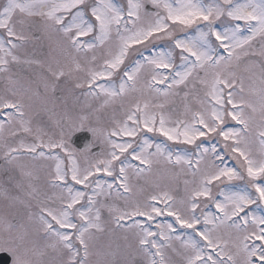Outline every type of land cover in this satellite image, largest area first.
Instances as JSON below:
<instances>
[{"label":"snow or ice","instance_id":"snow-or-ice-1","mask_svg":"<svg viewBox=\"0 0 264 264\" xmlns=\"http://www.w3.org/2000/svg\"><path fill=\"white\" fill-rule=\"evenodd\" d=\"M42 37L58 55L26 52ZM0 80L11 264H264V0H2Z\"/></svg>","mask_w":264,"mask_h":264},{"label":"rangeland","instance_id":"rangeland-1","mask_svg":"<svg viewBox=\"0 0 264 264\" xmlns=\"http://www.w3.org/2000/svg\"><path fill=\"white\" fill-rule=\"evenodd\" d=\"M0 2H2V0H0ZM116 2L120 3V2H122V0H116ZM189 31H191V30H189ZM180 35H183V34L181 33ZM55 40H56L55 37H53L52 40H49L47 37H42L36 43L29 42L25 45L26 52L30 55L33 54V52H35V55L33 56V58L39 59V60L45 59V56L41 55V53L47 54L50 51H52V55H58V51H56L57 45L55 43ZM158 47H159V45H158ZM20 67L24 71V74H28V66L21 65ZM31 70L32 71H40V69H38L35 65L31 66ZM197 87L199 88L200 86L197 85ZM3 88H4V81L0 80V90H3ZM81 91L82 90H76L74 94L68 96L67 106L70 109H72L75 106L76 111L83 110V111L87 112L88 109L85 106V98L83 97V95H81ZM159 99L162 100L163 98L161 97ZM154 102H159V101H154ZM193 107L195 108L196 105L193 104ZM165 111L169 112L173 116V118L179 117L180 114L183 112V103L180 100V98H176L174 103L168 104ZM112 114H113V109H111V108L105 109L99 113H96V115H98L102 121H108L109 118L112 116ZM116 115L118 118L120 117L119 111L116 112ZM42 118L45 121H47V116H42ZM48 126H49L50 130L55 131V126L52 123L49 122ZM225 127L231 128V127H238V126L235 125L234 123H229V124L225 125ZM148 138L150 140H153L156 143H165L168 145V147L170 149H173L175 151H183V149L186 147V146H182V145H173L171 142L165 141L164 138L158 137V136H152L151 134H148ZM211 143H216V140L213 139V141H211ZM205 146H210V142L205 141ZM255 149H258V145L254 146V150ZM221 151H222V148H221ZM226 163H228L229 166H231V167H237L235 161L232 160L230 157H226ZM0 165H1V167H0V187H3V186H5V182L7 181V175L3 172V167H4L3 160H0ZM150 179L156 183H159L162 188H166V189H174L175 188V182L170 178L169 174L164 169H160L159 171L154 172L153 176ZM185 179L191 180L192 177L191 176L180 177L179 183H178V190H173V192H172L173 195L180 196L183 194V188H184L183 181ZM141 183H143V182L141 181ZM241 183L242 182H240V181L234 182V184H241ZM145 187H146V190L149 192L154 190L149 186H145ZM252 207H253V210L255 211L256 215H258V216L264 215V206L257 208L255 205H253ZM4 208H5V202L2 199H0V212H3ZM9 211H10V213H14L15 209H10ZM213 211H214V209H213ZM168 220L170 221L171 218H168ZM160 222H162V223L165 222V218L161 217ZM110 239H113V238H110L107 235L102 236L100 243L102 245L107 244ZM0 254H2V253H0ZM3 254H6V253H3Z\"/></svg>","mask_w":264,"mask_h":264},{"label":"water","instance_id":"water-1","mask_svg":"<svg viewBox=\"0 0 264 264\" xmlns=\"http://www.w3.org/2000/svg\"><path fill=\"white\" fill-rule=\"evenodd\" d=\"M84 138L91 140V136L87 132L76 134L72 138L73 146L76 147L77 150H82V148L84 147V145L81 143ZM0 264H11V257L7 254H0Z\"/></svg>","mask_w":264,"mask_h":264},{"label":"flooded vegetation","instance_id":"flooded-vegetation-1","mask_svg":"<svg viewBox=\"0 0 264 264\" xmlns=\"http://www.w3.org/2000/svg\"><path fill=\"white\" fill-rule=\"evenodd\" d=\"M0 167H1V165H0Z\"/></svg>","mask_w":264,"mask_h":264}]
</instances>
